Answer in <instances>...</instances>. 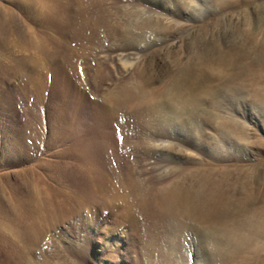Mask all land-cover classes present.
Instances as JSON below:
<instances>
[{"label":"rangeland","instance_id":"1","mask_svg":"<svg viewBox=\"0 0 264 264\" xmlns=\"http://www.w3.org/2000/svg\"><path fill=\"white\" fill-rule=\"evenodd\" d=\"M178 1L111 0V3L123 8L160 11L161 15L178 20L179 32L169 27L164 33L178 32L182 48L166 49V43L155 39L154 29L145 25L149 20L141 12L129 22L125 42L106 41L100 46L95 43L89 51L94 50L92 56L82 61L79 77L69 68H65L66 76H62L59 71L62 64L58 61L45 80L44 73L45 88L40 91L34 90L22 72L12 75L13 64L8 61L10 37L0 35V264H264V126L257 119V114L264 115V60L262 64L255 63L254 50L241 57L235 53L244 47L248 33L257 41L264 37V0H209L200 2L195 11L186 12L184 17L174 13L175 7L180 6ZM6 13L14 15L20 41L27 28L39 29L22 6L0 0V17L5 22ZM66 39L70 46L76 44L71 42V35H66ZM215 42L223 45L224 50H233L220 57L192 56L193 45L203 49ZM115 48L130 56L118 60L103 57ZM183 66L200 68L216 79V85L227 77L236 78L251 94L248 107L254 115L247 119L250 126L246 129L247 136H238V131L229 133L233 144L247 157L220 162L206 153L194 155L197 148L185 144L190 155L182 152L177 153L179 158H173L172 154L160 152L151 157L152 165L155 162L162 168L144 174L145 183L168 182L171 179L165 178L171 176L170 172L181 167L194 170L196 177L208 178L221 190L217 217L222 221L217 217L211 222L201 221L188 214L165 219L150 214V209L148 213L135 210L127 219L118 209L94 204L56 217L53 222L43 221V227L26 230L17 226L11 192L15 191L22 201L33 198L36 206L40 198L38 181L54 184L50 178L52 168L66 148L56 138L62 128L65 131L74 122L84 139L95 144L106 141L110 148L115 145L122 152L118 163L125 169L129 159L123 146L143 134L144 122L162 115L156 108L164 112L166 94ZM128 68L134 77L140 71L147 73L150 81L125 94L128 77L123 72ZM145 130L144 134L149 136V129ZM183 133L177 128L172 136L181 141ZM132 154L135 157L131 159L138 161L139 155ZM187 156L196 161L193 164L184 161ZM250 230H257L254 240H248L252 243L250 247L247 242L242 248L234 246L231 239Z\"/></svg>","mask_w":264,"mask_h":264},{"label":"bare ground","instance_id":"2","mask_svg":"<svg viewBox=\"0 0 264 264\" xmlns=\"http://www.w3.org/2000/svg\"><path fill=\"white\" fill-rule=\"evenodd\" d=\"M9 2L22 6L31 20L39 27V29L27 28L20 41L14 15L6 13V22L0 17V35L10 37L8 61L13 64L11 73L13 75L22 72L26 79L32 82L35 91L45 88L43 75L46 72L45 80L47 73L55 70L58 61L62 64L59 67L62 76H66L65 68H69L79 77L78 71L82 67V61L93 54L94 50L89 52L91 47L95 43L99 46L103 45L106 41L125 42L129 35L127 29L129 22L141 12L145 13L149 20L144 22L145 25L154 29L155 39L158 38L162 43H166V49L182 48L177 40L180 37L177 29L179 21L167 18L164 14L161 15L160 11L158 13L149 9L130 7V5V8L118 7L113 5L111 0H9ZM178 2L180 6L175 7L174 13L184 17L186 12L195 11L200 6V2L209 3V0H179ZM169 27L178 32L171 35L172 32L170 34L167 31L165 34L164 30ZM169 31L173 30L169 29ZM66 35H71V42L76 43L74 46L69 45ZM263 38L257 41L251 33H248L244 44L242 43L244 47L241 50L239 47L235 53L241 57L243 53L255 51V63L262 64L264 60ZM222 47L219 42H215L203 49L193 45L190 51L192 56L200 58L199 56L216 54L220 57L233 50L232 48L227 51L228 49L224 50ZM253 47H256V50ZM129 56V53L116 49L105 53L103 57L118 60ZM146 74L140 71L134 77L131 70L126 69L123 76L128 77L125 87L128 92L123 91V93L129 94L130 90L141 88L142 84L148 83L150 78H147ZM215 80L200 68L181 67L174 77L170 93L166 94L164 112L161 108H156L162 115L156 120L153 119L152 122H144L143 128L144 130L149 129V136H146L143 130V134L136 140H131L129 144L123 146L127 148L123 152L129 159L125 169L118 163L122 152L115 145L110 148L106 141L95 144L84 139L74 122L69 123L65 131H62V128L56 138L66 148L60 152L59 162L55 163L52 168L53 173L50 178L54 184L38 181L40 188L38 197L40 198L36 206L33 204L35 202L33 198L22 201L17 198L15 191L11 192V200L18 220L17 226L26 230L43 227V221L45 223L59 216L70 215L80 211L82 207L94 204L118 209L127 219L133 216L135 210L148 213L150 209V214L160 218L166 219L169 216L188 214L195 216L198 220L211 222L219 215L222 194L221 190L211 184L208 178L196 177L194 170L181 167L177 169L178 171H171L169 174L171 176L165 178V180L170 178V181L168 179V182L164 181L158 185H151L149 182L150 184L146 185L147 179L144 174L149 171L157 172L162 168V165L158 166L155 162L152 165L150 162V158L160 152L172 154L173 158L178 157L177 153L182 152L190 155L191 152L185 144L197 148L194 155L199 152L206 153L220 162L245 158L244 152L233 144L229 133L238 131V136L242 138L247 136L246 129L250 127L247 119L254 115L248 107L251 94L249 96L247 90L238 83L236 78L227 77L218 85L215 84ZM257 119L264 126V115L257 114ZM177 128L184 132L181 141L172 136ZM225 129H229V132ZM132 153L139 155L138 161L134 160L135 156ZM186 158L184 161H189L190 164L196 161L189 156ZM217 219L222 221L220 216ZM262 226L264 228V225ZM256 233L257 230H250L248 233L241 234L240 237L230 239L237 248L239 246L242 248L245 242L250 247L252 243L248 240L253 241Z\"/></svg>","mask_w":264,"mask_h":264}]
</instances>
